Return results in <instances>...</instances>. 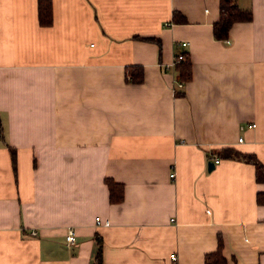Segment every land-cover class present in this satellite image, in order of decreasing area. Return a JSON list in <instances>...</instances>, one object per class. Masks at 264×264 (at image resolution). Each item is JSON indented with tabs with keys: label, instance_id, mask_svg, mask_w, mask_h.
I'll list each match as a JSON object with an SVG mask.
<instances>
[{
	"label": "crops",
	"instance_id": "0c3cea01",
	"mask_svg": "<svg viewBox=\"0 0 264 264\" xmlns=\"http://www.w3.org/2000/svg\"><path fill=\"white\" fill-rule=\"evenodd\" d=\"M236 2L217 39L219 0H51L47 26L0 0V264H93L97 237L103 264H264V181L223 154L264 165V0Z\"/></svg>",
	"mask_w": 264,
	"mask_h": 264
},
{
	"label": "trees",
	"instance_id": "16d2710c",
	"mask_svg": "<svg viewBox=\"0 0 264 264\" xmlns=\"http://www.w3.org/2000/svg\"><path fill=\"white\" fill-rule=\"evenodd\" d=\"M38 21L41 25L47 26L52 21L51 0H37ZM251 14L249 10L241 9L236 0H219V18L213 23V36L217 39H225L228 36L231 25L236 21L249 20ZM182 59L176 60L173 69L176 72L178 82H185L191 77L190 60L182 54ZM125 75L128 81L140 82L142 80V67L137 65L127 66ZM0 136L3 137L0 128ZM13 167L15 164V151L10 148ZM223 154L226 156L240 157L255 166V176L257 180L264 181V165L254 154L242 153L233 148H225ZM108 187L110 202H120L123 197V185L114 181L112 178H105ZM98 248L94 257L93 264H103L101 254V239L97 237ZM205 264H227L219 246L215 252L205 254Z\"/></svg>",
	"mask_w": 264,
	"mask_h": 264
},
{
	"label": "built area",
	"instance_id": "2783aa9c",
	"mask_svg": "<svg viewBox=\"0 0 264 264\" xmlns=\"http://www.w3.org/2000/svg\"><path fill=\"white\" fill-rule=\"evenodd\" d=\"M183 44H186L185 42H183ZM182 53H178L176 56H175V58H174V60H173V63H172V66H173V64H174V62L177 60H180V59H182ZM179 86L181 85V82H178L177 83ZM251 125L252 126H254L255 124L254 123H251ZM242 139V137H239L238 138V140H241ZM218 161V159H215V162H217ZM170 176H173V173H170ZM95 222L97 223V224H103V225H108L109 224V221L108 220H101L100 219V217L99 216H96L95 217ZM35 233V231L33 230V231H31V234H34ZM74 230L72 229V228H68L67 229V231H66V233H65V241L68 243V244H72L73 242H74ZM171 257L173 258V259H175V254L174 253H172L171 254Z\"/></svg>",
	"mask_w": 264,
	"mask_h": 264
},
{
	"label": "water",
	"instance_id": "95a60500",
	"mask_svg": "<svg viewBox=\"0 0 264 264\" xmlns=\"http://www.w3.org/2000/svg\"><path fill=\"white\" fill-rule=\"evenodd\" d=\"M214 166V162L209 160L208 161V170H210Z\"/></svg>",
	"mask_w": 264,
	"mask_h": 264
}]
</instances>
